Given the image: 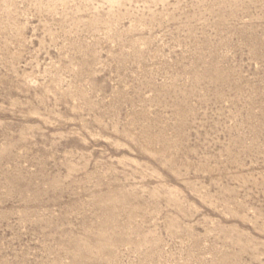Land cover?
Returning a JSON list of instances; mask_svg holds the SVG:
<instances>
[{"label":"rangeland","instance_id":"obj_1","mask_svg":"<svg viewBox=\"0 0 264 264\" xmlns=\"http://www.w3.org/2000/svg\"><path fill=\"white\" fill-rule=\"evenodd\" d=\"M0 264H264V0H0Z\"/></svg>","mask_w":264,"mask_h":264}]
</instances>
